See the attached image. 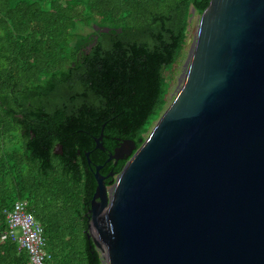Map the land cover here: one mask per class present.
Returning a JSON list of instances; mask_svg holds the SVG:
<instances>
[{
  "label": "trees",
  "instance_id": "obj_1",
  "mask_svg": "<svg viewBox=\"0 0 264 264\" xmlns=\"http://www.w3.org/2000/svg\"><path fill=\"white\" fill-rule=\"evenodd\" d=\"M210 1L0 0V264L30 263L8 235L18 201L50 264H103L88 237L96 166L109 187L127 163L109 155L142 145Z\"/></svg>",
  "mask_w": 264,
  "mask_h": 264
},
{
  "label": "water",
  "instance_id": "obj_2",
  "mask_svg": "<svg viewBox=\"0 0 264 264\" xmlns=\"http://www.w3.org/2000/svg\"><path fill=\"white\" fill-rule=\"evenodd\" d=\"M182 78L111 187L96 166L88 237L103 264H264V0H211Z\"/></svg>",
  "mask_w": 264,
  "mask_h": 264
},
{
  "label": "built area",
  "instance_id": "obj_3",
  "mask_svg": "<svg viewBox=\"0 0 264 264\" xmlns=\"http://www.w3.org/2000/svg\"><path fill=\"white\" fill-rule=\"evenodd\" d=\"M8 235L18 244L19 250L29 256V264H50L51 256L45 252L46 240L41 224L28 211L26 201H18L7 213Z\"/></svg>",
  "mask_w": 264,
  "mask_h": 264
},
{
  "label": "rangeland",
  "instance_id": "obj_4",
  "mask_svg": "<svg viewBox=\"0 0 264 264\" xmlns=\"http://www.w3.org/2000/svg\"><path fill=\"white\" fill-rule=\"evenodd\" d=\"M189 24L190 26H189L188 36H187V43H186L185 50H184L181 61L174 67V72H173L174 81H173V84L170 85L167 90V105L165 109L169 107L171 103L173 102L175 95H176V91L180 86V81L183 80L182 76L186 73V64H187L189 54L192 49V45L194 43L197 31H198L199 16L195 15L193 18H191ZM89 32L90 30L86 29L83 33H89ZM170 73H171V69L167 70L165 73L166 76L168 77V80H169ZM152 125H151L152 127H150L151 129L155 126V123H153Z\"/></svg>",
  "mask_w": 264,
  "mask_h": 264
},
{
  "label": "flooded vegetation",
  "instance_id": "obj_5",
  "mask_svg": "<svg viewBox=\"0 0 264 264\" xmlns=\"http://www.w3.org/2000/svg\"><path fill=\"white\" fill-rule=\"evenodd\" d=\"M113 161H114V160H113ZM117 163H118V162H115L116 165H117ZM109 177H113V178H114V176H109ZM109 177H108V178H109ZM109 187H111V186H109Z\"/></svg>",
  "mask_w": 264,
  "mask_h": 264
}]
</instances>
